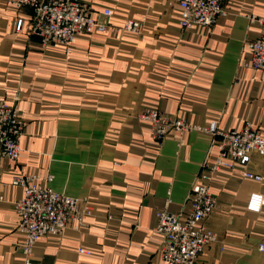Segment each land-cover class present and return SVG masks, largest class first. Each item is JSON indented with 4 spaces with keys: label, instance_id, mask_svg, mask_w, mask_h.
<instances>
[{
    "label": "crops",
    "instance_id": "0c3cea01",
    "mask_svg": "<svg viewBox=\"0 0 264 264\" xmlns=\"http://www.w3.org/2000/svg\"><path fill=\"white\" fill-rule=\"evenodd\" d=\"M79 1L109 26L77 36L65 53L29 33L30 7L0 0V100L25 123L17 159L0 157V264H163L155 213H188L191 187L217 154L199 129L211 119L226 130L250 122L264 137V71L252 68L249 49L263 32L250 16L264 19V0H229L213 25L196 29L179 26L172 0ZM129 19L139 32L124 29ZM152 106L188 129L158 143L140 118ZM248 170L262 182L237 172L211 182L216 207L203 224L216 239L195 264H264V206L251 204L264 199V155ZM19 173L88 200L80 225L40 238L29 257L16 230Z\"/></svg>",
    "mask_w": 264,
    "mask_h": 264
},
{
    "label": "built area",
    "instance_id": "2783aa9c",
    "mask_svg": "<svg viewBox=\"0 0 264 264\" xmlns=\"http://www.w3.org/2000/svg\"><path fill=\"white\" fill-rule=\"evenodd\" d=\"M179 7L178 23L182 29L205 28L213 25L223 13V6L229 0H172ZM18 5L30 7L32 13L28 31L37 37L42 45H57L69 53L75 38L92 35L107 30L108 22L99 24L89 15L88 7L79 0H17ZM112 11L107 9V18ZM263 32L249 43L252 68L264 71V19L250 16ZM18 21L16 30L21 27ZM124 29L139 32L140 22L129 19ZM149 124L154 140L162 143L169 131L182 134L188 125L178 117L166 116L158 107H149L140 115ZM25 123L19 118L12 105L0 100V157L16 160L20 152V138ZM200 132L211 136L217 154L203 164L187 197L190 210L184 214H174L165 210L155 213L154 231L160 236L159 259L163 264H195L206 245L215 241L216 235L205 227L203 221L216 207L215 197L210 193V184L220 172H237L243 179L262 182L259 174L248 170L253 155H264V137L259 127L246 122L239 129H221L216 119H211ZM217 139H216V138ZM48 183L51 177L47 179ZM12 186L22 190V198L15 204L19 217L16 225L21 235L20 247L26 257L30 256L34 243L42 237H60L70 223L80 225L87 214V199H79L54 191L49 186L38 183L33 174L19 173L13 176ZM81 204L86 206L81 208ZM251 204L264 206V199L253 198ZM264 251V245L259 247ZM79 254H90L78 249ZM26 263L29 261L26 259Z\"/></svg>",
    "mask_w": 264,
    "mask_h": 264
}]
</instances>
